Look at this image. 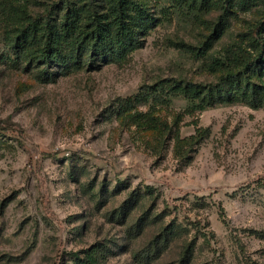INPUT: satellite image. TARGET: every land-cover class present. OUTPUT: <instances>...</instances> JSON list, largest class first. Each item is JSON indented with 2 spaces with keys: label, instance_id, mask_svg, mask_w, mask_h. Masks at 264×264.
I'll return each instance as SVG.
<instances>
[{
  "label": "rangeland",
  "instance_id": "1",
  "mask_svg": "<svg viewBox=\"0 0 264 264\" xmlns=\"http://www.w3.org/2000/svg\"><path fill=\"white\" fill-rule=\"evenodd\" d=\"M263 1L235 6L221 38L195 58L188 49L217 13L143 0L156 20L141 49L122 64L67 76L54 69L48 83L14 61L0 28V121L18 129L0 136V264H71L92 245L104 249L101 264H141L135 254L151 245L144 264H264V105L198 110L178 96L154 100L173 79L214 83L209 56L239 43ZM143 91L146 102L127 105ZM138 112L181 138L195 127L209 134L178 160L173 140L159 145L136 124ZM167 226L175 230L156 241Z\"/></svg>",
  "mask_w": 264,
  "mask_h": 264
},
{
  "label": "trees",
  "instance_id": "2",
  "mask_svg": "<svg viewBox=\"0 0 264 264\" xmlns=\"http://www.w3.org/2000/svg\"><path fill=\"white\" fill-rule=\"evenodd\" d=\"M0 0V28L5 47L24 71L35 68L37 82L48 83L55 74L67 76L84 68L103 64H122L143 46L144 35L154 27L155 18L148 14L143 0ZM237 2V3H236ZM177 0L200 13H217L215 19L204 20L205 33L198 46L189 47L195 58L207 56L213 43L225 32L234 8L249 10L255 0ZM34 4L40 10L33 12ZM238 44L223 50L222 56H209L206 69L216 77L214 83L202 85L170 80L159 84L157 103L164 97H182L198 110L216 104L242 103L253 109L264 105V1L259 17L240 35ZM188 48V47H187ZM167 84L166 88L163 87ZM148 91L134 96L130 103L147 101ZM164 96V97H163ZM136 124L155 135L159 145L173 140V154L186 160L209 130L195 127L193 135L181 138L178 131L148 113L138 112ZM15 125L0 121V136L16 134ZM175 227L162 228L156 241H163ZM184 244L179 253L185 262L194 246ZM152 246V245H151ZM150 246V247H151ZM157 246V245H156ZM192 246V247H191ZM150 247L136 253V261L144 264ZM104 249L92 245L71 255V264H101ZM148 259V257H147Z\"/></svg>",
  "mask_w": 264,
  "mask_h": 264
}]
</instances>
